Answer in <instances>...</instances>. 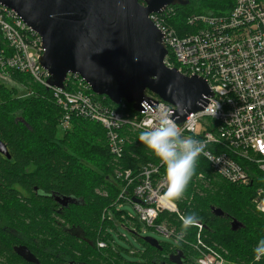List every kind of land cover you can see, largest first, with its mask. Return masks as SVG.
<instances>
[{"label": "trees", "instance_id": "1", "mask_svg": "<svg viewBox=\"0 0 264 264\" xmlns=\"http://www.w3.org/2000/svg\"><path fill=\"white\" fill-rule=\"evenodd\" d=\"M234 3L235 0H188L186 5L169 6L159 17L164 25L175 28L181 35L193 33L197 24L189 22L191 17L228 13ZM4 43L0 31V44ZM11 77L32 94L20 95L18 88L0 82V138L10 154L0 153V264H37L17 252L22 242L40 253V264L71 261L73 264H176L169 255L178 249L184 253V264H197L198 253L189 243L160 241L163 249H159L136 231L142 247L132 252L134 257L128 258L114 241L111 231L117 229L114 216L126 225L129 219L126 210L118 211L115 207L123 185L116 179V169L121 166L140 172L149 163L161 164L140 142L142 131L129 126L121 130L127 141L122 159L116 161L100 123L74 115L71 125L61 131L63 109L57 103L54 90L33 81L27 73L14 72ZM94 95L114 109L132 117L139 115L125 100L123 107L106 96ZM211 165L200 156L196 175L183 197L175 201L185 215H197L205 224L206 241L223 252L229 261L264 264V259L256 260L254 253L258 242L264 239V215L254 202L257 190L264 189V172L251 165V182H231L217 175ZM160 171L165 174L163 164ZM52 192L74 196L79 202L57 210L59 205L54 204L53 197L42 195ZM213 208H221L224 215H216ZM105 209L111 210L112 218L108 214L103 218ZM232 219L243 225L234 230ZM164 220L181 233L182 222L176 214L163 212L156 222ZM135 222L141 225L140 221ZM64 226L74 227L77 235L64 230ZM196 233L197 227L189 228L185 239L192 243ZM37 237H43L41 245L35 244ZM98 240L106 241L107 245L99 247ZM44 250L52 251L44 253Z\"/></svg>", "mask_w": 264, "mask_h": 264}, {"label": "built area", "instance_id": "2", "mask_svg": "<svg viewBox=\"0 0 264 264\" xmlns=\"http://www.w3.org/2000/svg\"><path fill=\"white\" fill-rule=\"evenodd\" d=\"M159 14L150 17L164 33L168 48L166 65L185 75L204 78L213 91L204 108L191 112L182 122L177 121L174 104L152 93H148L149 100L142 102L139 115L132 117L96 99L90 85L78 74L69 73L64 87L51 85L50 74L40 63L45 51L42 37L14 9L2 4L0 31L5 43L0 44V73L10 77L14 72L27 73L33 81L52 88L63 109L61 131L71 125L74 115L100 123L116 161L122 159L127 141L121 132L123 128L145 131L156 126L166 114L183 135L206 141L208 155L201 156L212 164L217 175L231 182H251V165L264 172V0H235L228 13L198 14L189 19L191 24H197V30L182 35L164 25ZM68 84L72 86L69 89ZM160 165L149 163L140 172L119 166L116 179L123 185L116 209L122 210L123 203L130 202L141 223L157 229L175 244L189 243L198 253L197 264H235L206 241L202 221L196 226L192 243L185 239V234L177 233L168 220L156 222L163 212L176 214L179 219L185 215L175 200L164 198L167 181ZM254 202L264 215L263 188L257 190ZM105 210L103 218L106 214L112 218L111 210ZM127 214L128 223L135 221L134 216ZM97 244L107 245L104 240Z\"/></svg>", "mask_w": 264, "mask_h": 264}, {"label": "water", "instance_id": "3", "mask_svg": "<svg viewBox=\"0 0 264 264\" xmlns=\"http://www.w3.org/2000/svg\"><path fill=\"white\" fill-rule=\"evenodd\" d=\"M188 0H0L14 9L43 39L41 65L49 72V83L64 87L69 73L80 75L94 94L120 105L124 100L140 112L148 91L176 106L178 122L191 112L202 110L213 95L208 82L198 75H185L168 67L164 33L150 15ZM0 153L10 156L0 138ZM56 199L62 205L78 203L70 196ZM223 216L221 208H213ZM232 228L243 224L232 219ZM137 234L136 231H132ZM163 249L154 236H140ZM17 252L35 262L26 246ZM172 262L184 264L178 249L169 255Z\"/></svg>", "mask_w": 264, "mask_h": 264}, {"label": "clouds", "instance_id": "4", "mask_svg": "<svg viewBox=\"0 0 264 264\" xmlns=\"http://www.w3.org/2000/svg\"><path fill=\"white\" fill-rule=\"evenodd\" d=\"M139 140L155 154L165 167L167 188L163 193L164 198L180 200L196 175L199 157L208 155L205 151L206 141L194 136L183 135L166 114L162 116L156 126L142 131ZM180 220L182 222L181 236L189 228L199 225V218L195 213L182 215ZM254 253L256 260L264 257V239L258 242Z\"/></svg>", "mask_w": 264, "mask_h": 264}, {"label": "rangeland", "instance_id": "5", "mask_svg": "<svg viewBox=\"0 0 264 264\" xmlns=\"http://www.w3.org/2000/svg\"><path fill=\"white\" fill-rule=\"evenodd\" d=\"M0 82L5 84L10 88H18V93L20 95H25L27 93V89L25 86L19 84L16 80L12 79L10 76L3 75L0 73ZM62 134V133H60ZM122 209L126 210L131 216H134L139 221L138 213L135 207L130 202H124L122 205ZM117 222V229L112 230V235L114 237V241L121 246L123 253L128 257H134L132 252H135L138 248L142 247L141 239L138 235H135L132 231H137L139 236H154L160 241L170 242L171 240L166 237L163 233L158 231L155 228H150L147 225L140 223L141 225H137L135 221H131L125 224V222L119 220L116 216H114ZM126 249H130L127 251ZM200 264V263H198Z\"/></svg>", "mask_w": 264, "mask_h": 264}, {"label": "flooded vegetation", "instance_id": "6", "mask_svg": "<svg viewBox=\"0 0 264 264\" xmlns=\"http://www.w3.org/2000/svg\"><path fill=\"white\" fill-rule=\"evenodd\" d=\"M43 196H51V197H53V199L55 200V205H59V206H56V209L57 210H60V209H63L64 207H70L71 205H73V204H76V203H70V204H68L67 206L65 205H62L57 199H56V197L57 196H59V195H55L53 192L51 193V194H42ZM60 197H64V196H60ZM70 197H72V198H74L75 199V201L76 202H79V199L78 198H76V197H74V196H70ZM64 228V230H68L69 231V233H71V234H74V235H77V231H76V229L74 228V227H68V226H64L63 227ZM20 234H22V238H23V233H20ZM24 235H27V234H24ZM37 239L38 240H36L37 242L35 243L36 245H41V242L43 241V237L42 238H40V237H37ZM20 246H26L27 247V249L29 250V252L34 256V259H35V262L34 263H37V264H40V259H39V257H38V254H40V253H36V251H33L31 248H29V246L27 245V243L26 242H22L21 243V245ZM41 247V246H40ZM48 251H52V250H48ZM47 250H44V253L45 252H48ZM43 256V255H42ZM27 260V259H26ZM28 261V260H27ZM30 262V261H29ZM32 262V261H31ZM69 264H73V262L71 261Z\"/></svg>", "mask_w": 264, "mask_h": 264}]
</instances>
